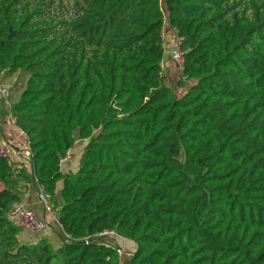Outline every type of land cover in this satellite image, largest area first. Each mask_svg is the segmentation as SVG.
<instances>
[{
	"label": "trees",
	"instance_id": "obj_1",
	"mask_svg": "<svg viewBox=\"0 0 264 264\" xmlns=\"http://www.w3.org/2000/svg\"><path fill=\"white\" fill-rule=\"evenodd\" d=\"M16 72L32 158L0 159V264H115L107 230L134 243L123 264H264V0H0V73ZM33 183L59 246L20 242L7 216Z\"/></svg>",
	"mask_w": 264,
	"mask_h": 264
},
{
	"label": "crops",
	"instance_id": "obj_2",
	"mask_svg": "<svg viewBox=\"0 0 264 264\" xmlns=\"http://www.w3.org/2000/svg\"><path fill=\"white\" fill-rule=\"evenodd\" d=\"M169 38L170 37H168V40L172 41V39L171 38L169 39ZM165 58H167L168 60H166L163 64V76L169 79L166 81L170 84V78L171 79L175 78L174 76H176L177 73L175 72V69H174L175 65L173 61H171L168 54L165 55ZM25 80H26V77L21 75L20 72H16L15 74L11 76H4L3 74L0 73V82H3L4 84H6L9 88L8 99L5 100L2 97H0V135H1V139L3 141H8L12 143L15 147H23V148L29 145L26 135L11 120L10 115H11V105L19 98V95L23 89ZM72 149L74 150V147H72L69 151L70 159L63 161L60 164V169L64 173H69V172L74 173L78 169L77 168L74 171L71 170L73 169V167L71 166L70 161L74 157ZM27 165L29 167V170H31L30 163H27ZM39 186L40 185H38L37 183H33L32 186L30 184H27V189L23 190V194L21 195V199L19 203L33 210L38 217L47 219L48 215L43 211L39 203V200H38ZM61 187H62V181L57 182L56 189H55L56 195H59ZM40 237H46L51 243L54 244V246H59L61 244V240L59 236L50 232L49 229L46 231H43L42 233H38V234H30L24 231L23 234L21 233L19 235V240L22 243H29V242L36 241ZM126 241L127 240L123 239V237L120 238V240L119 238H116V237H113V239H109V240L104 239V242H106L107 245H109L110 242H117V244L122 243L125 246H127L129 249L133 250L134 247L130 244L128 245ZM123 259L124 258L118 257V260L115 264H123V262L125 261Z\"/></svg>",
	"mask_w": 264,
	"mask_h": 264
},
{
	"label": "built area",
	"instance_id": "obj_3",
	"mask_svg": "<svg viewBox=\"0 0 264 264\" xmlns=\"http://www.w3.org/2000/svg\"><path fill=\"white\" fill-rule=\"evenodd\" d=\"M171 57L173 61L181 66L183 63V52L179 47L178 40L174 42L171 50ZM9 96V88L3 82H0V97L7 100ZM11 120L14 122L12 115H10ZM32 152L27 147H15L12 143L8 141H0V159L5 161L9 166H17L19 162L31 163ZM70 159V152H67L65 157L61 159V162ZM38 200L43 209V211L48 215V218L38 217L33 210L27 208L23 204L14 201L11 203L8 209L7 216L8 218L20 229L30 233L38 234L46 231L52 227V225L58 223V210L53 205V196L39 186L38 190ZM61 228V227H60ZM117 235L113 230L103 231L98 234V237L102 236H113ZM119 246L116 248L119 258L126 255L125 251ZM122 249V252L120 250ZM130 252H127L129 254ZM129 256V255H128ZM131 256V253H130ZM130 258V257H129Z\"/></svg>",
	"mask_w": 264,
	"mask_h": 264
},
{
	"label": "rangeland",
	"instance_id": "obj_4",
	"mask_svg": "<svg viewBox=\"0 0 264 264\" xmlns=\"http://www.w3.org/2000/svg\"><path fill=\"white\" fill-rule=\"evenodd\" d=\"M168 37H170V36H168ZM168 37H167V42H168ZM174 38V35H173V37H172V39ZM171 44H172V42H170ZM176 77V76H175ZM19 78H20V76H19ZM18 78V79H19ZM170 80H171V78H170ZM22 88V87H21ZM20 88V89H21ZM18 92H19V90H18ZM20 96V95H19ZM84 143L85 142H78L77 141V144H75L73 147H74V150H73V154H74V157H73V159L70 161V163H71V166L73 167V169H71V170H76L77 168H78V166H79V162H80V158H81V156H82V152H83V146H84ZM0 189H1V186H0ZM58 196V195H57ZM54 204V203H53ZM50 232H52V233H54V234H56L57 236L60 234V227L57 225V224H54L50 229ZM26 232V231H25ZM23 234L24 233V230H20V232H19V235L20 234ZM26 233H28V232H26ZM114 237H118V235H114ZM102 238H104V239H106V240H109V239H113V236H102ZM126 243L129 245H132L133 247H134V243L133 242H128V241H126ZM109 244V243H108ZM109 245H112V246H115V247H119V246H123L122 248L124 249V251H125V253L122 251V249L120 250V252H122V253H124V254H126L125 256L123 255L122 256V258H124L123 260H128L129 259V257H130V253L129 254H127V252H131L130 251V249H128V247L127 246H125L124 244H122V243H120V244H117V242H110V244ZM129 255V256H128ZM126 258V259H125ZM128 258V259H127ZM122 260V259H121Z\"/></svg>",
	"mask_w": 264,
	"mask_h": 264
}]
</instances>
